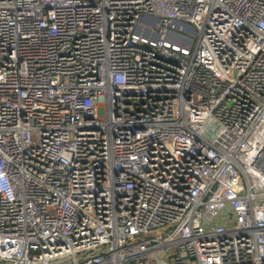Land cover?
<instances>
[{"label":"built area","instance_id":"obj_1","mask_svg":"<svg viewBox=\"0 0 264 264\" xmlns=\"http://www.w3.org/2000/svg\"><path fill=\"white\" fill-rule=\"evenodd\" d=\"M0 260L264 264V0H0Z\"/></svg>","mask_w":264,"mask_h":264},{"label":"rangeland","instance_id":"obj_2","mask_svg":"<svg viewBox=\"0 0 264 264\" xmlns=\"http://www.w3.org/2000/svg\"><path fill=\"white\" fill-rule=\"evenodd\" d=\"M171 231H172V228H168L167 230H156V231L151 233V236H157V235L161 234L166 239ZM172 252H174V251H172ZM0 263H3V262L0 260ZM66 264H70V263L66 262Z\"/></svg>","mask_w":264,"mask_h":264}]
</instances>
